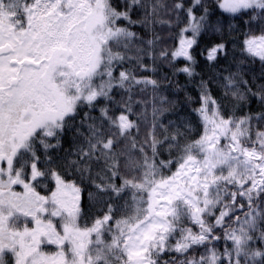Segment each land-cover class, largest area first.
Returning a JSON list of instances; mask_svg holds the SVG:
<instances>
[{
	"label": "snow or ice",
	"instance_id": "6c2138e0",
	"mask_svg": "<svg viewBox=\"0 0 264 264\" xmlns=\"http://www.w3.org/2000/svg\"><path fill=\"white\" fill-rule=\"evenodd\" d=\"M0 264H264V0H0Z\"/></svg>",
	"mask_w": 264,
	"mask_h": 264
}]
</instances>
